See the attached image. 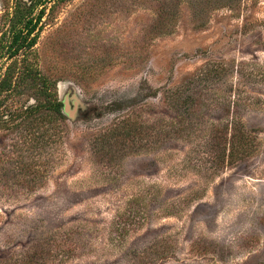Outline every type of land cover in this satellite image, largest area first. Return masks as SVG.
Listing matches in <instances>:
<instances>
[{"label": "rangeland", "instance_id": "obj_1", "mask_svg": "<svg viewBox=\"0 0 264 264\" xmlns=\"http://www.w3.org/2000/svg\"><path fill=\"white\" fill-rule=\"evenodd\" d=\"M53 5L28 60L58 82L62 144L24 150L46 174L22 188L20 141L49 124L19 126V97L0 106V264H264V0ZM17 6L0 0L5 42ZM23 58L0 56V81ZM178 91L202 95L199 134H175ZM233 119L257 149L216 171L203 134ZM125 120L136 135L108 145Z\"/></svg>", "mask_w": 264, "mask_h": 264}, {"label": "trees", "instance_id": "obj_2", "mask_svg": "<svg viewBox=\"0 0 264 264\" xmlns=\"http://www.w3.org/2000/svg\"><path fill=\"white\" fill-rule=\"evenodd\" d=\"M72 0H19V6L10 21V29L8 31L9 41L5 42L4 37L0 39V56L14 60L18 55H24V58L18 62V59L12 62L7 68L4 78L0 81V106L11 97H19V126L25 123L35 122V126H42L47 122L49 124L50 133L47 137H27L21 140V153L19 156V186L26 179L32 181L29 186L22 187L37 191V182L45 177V169L42 166L41 157L38 160H31L30 157L24 156V150L28 147L41 148L44 144L52 143L53 145L62 144L61 127L66 122L64 114V104L59 98L58 82L55 79H49L40 74L35 64L28 60V55L38 43L40 25L48 5L54 3L52 10L61 3ZM37 15L36 11L39 10ZM34 94V104L27 105L25 96L29 92ZM4 95V98H2ZM202 95L197 92H175L172 97V103L182 114V121L175 124V134L180 137H190L195 133L199 134L202 126L198 116L199 106L201 104ZM48 117V118H47ZM47 118V119H46ZM131 120H125L118 130L112 131L105 138L109 141L108 145L114 144L121 139L131 140L136 135ZM152 129L148 128V136H160L168 141L172 137L171 131H162L156 133L155 124ZM157 130V129H156ZM207 137V141L203 147H206V155L214 170H227L245 163L253 154H255L257 146V136L255 132L247 129V127L238 120H230L227 123L218 126H211L208 132L203 134ZM53 155V154H52ZM55 155V153H54ZM56 159H54L55 162ZM35 258V257H34ZM35 260L30 257L21 264H33ZM29 262V263H28Z\"/></svg>", "mask_w": 264, "mask_h": 264}]
</instances>
